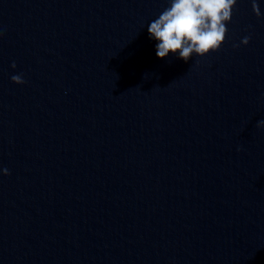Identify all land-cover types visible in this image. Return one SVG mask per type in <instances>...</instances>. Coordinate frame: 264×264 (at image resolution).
<instances>
[{"label": "clouds", "instance_id": "1", "mask_svg": "<svg viewBox=\"0 0 264 264\" xmlns=\"http://www.w3.org/2000/svg\"><path fill=\"white\" fill-rule=\"evenodd\" d=\"M236 3L237 0H169L170 6L147 27L150 38L158 41L157 57L164 59L171 53L187 62L193 55L203 57L219 51L227 38L226 25L232 19ZM252 11L257 18L261 17L257 0H252ZM250 39L251 36H245L241 44L248 45ZM11 67H16L15 62ZM11 80L16 84L26 82L23 74L12 75ZM256 126L264 127V120ZM3 173L10 174L7 169Z\"/></svg>", "mask_w": 264, "mask_h": 264}]
</instances>
